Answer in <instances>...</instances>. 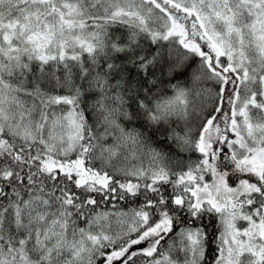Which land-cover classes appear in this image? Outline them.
<instances>
[{
    "label": "snow or ice",
    "instance_id": "1",
    "mask_svg": "<svg viewBox=\"0 0 264 264\" xmlns=\"http://www.w3.org/2000/svg\"><path fill=\"white\" fill-rule=\"evenodd\" d=\"M0 264H264V0H0Z\"/></svg>",
    "mask_w": 264,
    "mask_h": 264
}]
</instances>
